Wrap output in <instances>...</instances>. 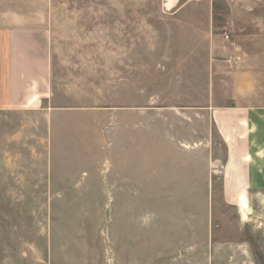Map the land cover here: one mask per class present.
Segmentation results:
<instances>
[{
  "label": "rangeland",
  "instance_id": "374dc122",
  "mask_svg": "<svg viewBox=\"0 0 264 264\" xmlns=\"http://www.w3.org/2000/svg\"><path fill=\"white\" fill-rule=\"evenodd\" d=\"M54 5L51 139L49 112L0 111V264H264V192L224 201L200 115L232 58L263 63L264 0Z\"/></svg>",
  "mask_w": 264,
  "mask_h": 264
},
{
  "label": "crops",
  "instance_id": "0c3cea01",
  "mask_svg": "<svg viewBox=\"0 0 264 264\" xmlns=\"http://www.w3.org/2000/svg\"><path fill=\"white\" fill-rule=\"evenodd\" d=\"M56 9L53 0H0V111L49 112L50 139L54 115L63 110L53 105L51 32L65 14ZM232 59L228 65L238 80L231 99H216L221 88H210V101L200 115L206 124L210 121L224 146L223 199L235 202L242 218V209L250 214L241 204L244 198L249 206L245 191L264 192V86L259 84L264 60L239 54ZM171 140L179 150L186 144Z\"/></svg>",
  "mask_w": 264,
  "mask_h": 264
},
{
  "label": "bare ground",
  "instance_id": "6f19581e",
  "mask_svg": "<svg viewBox=\"0 0 264 264\" xmlns=\"http://www.w3.org/2000/svg\"><path fill=\"white\" fill-rule=\"evenodd\" d=\"M241 204L243 205V206H245L246 207V211L247 212H250L251 211V208H250V206H247L246 205V201H245V199L244 198H242V200H241ZM246 212L242 209V219H246Z\"/></svg>",
  "mask_w": 264,
  "mask_h": 264
},
{
  "label": "built area",
  "instance_id": "2783aa9c",
  "mask_svg": "<svg viewBox=\"0 0 264 264\" xmlns=\"http://www.w3.org/2000/svg\"><path fill=\"white\" fill-rule=\"evenodd\" d=\"M228 37H229V36L225 33V39H228Z\"/></svg>",
  "mask_w": 264,
  "mask_h": 264
}]
</instances>
